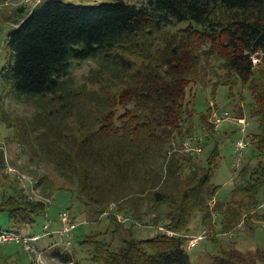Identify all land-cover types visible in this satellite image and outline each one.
Returning <instances> with one entry per match:
<instances>
[{
	"label": "trees",
	"instance_id": "1",
	"mask_svg": "<svg viewBox=\"0 0 264 264\" xmlns=\"http://www.w3.org/2000/svg\"><path fill=\"white\" fill-rule=\"evenodd\" d=\"M183 23L189 25L177 27ZM17 24L7 36L0 103L12 92L34 101L36 112L13 123L2 110L4 104L0 113L15 128L23 149L36 148L42 161L52 163L59 177L68 182L65 189H73L98 219L110 217L122 247L114 249V243L102 239V232L91 234L82 243L92 246L94 260L103 264H193L185 246L187 238L179 234L191 233L197 212L209 229L218 223V214L220 234L245 223L241 202L218 200L212 206L220 190L212 180L221 163L219 143L207 156V166L199 158L205 147L201 152H184L181 147L182 136L184 140L191 137L196 122L193 85L204 83L205 71L213 63L225 72L212 83L214 98L219 86L229 87L233 98L241 82L252 92L250 114L258 120L260 133L249 141L256 144L253 155L259 158L254 166L253 157L246 163L245 156L236 164L240 182L235 192L248 198L250 210L260 211L264 68L260 69L262 62L256 67L252 56L261 52L264 58V0H147L141 4L42 0ZM85 59H97L98 66L86 78L87 84L75 89L70 84L73 60ZM88 83L100 87L92 92ZM211 110L212 106L200 115L202 132L209 139L216 132ZM238 114L244 117L242 111ZM6 163V150L0 146V188H7L3 177L12 175ZM47 179L44 174L40 183ZM13 182L12 193L5 194L0 205L13 225L0 230L35 234L32 228L39 216L49 215L50 204L26 194L16 176ZM113 202L117 207L110 210ZM116 212L134 221L122 222ZM135 221L164 226L176 234L158 229L150 238L136 237ZM52 240L44 248L40 241L39 249L47 255L54 247V257L73 263L71 250H63ZM10 242L24 248L21 242ZM259 262L264 264V248L253 253L225 248L214 255L212 264Z\"/></svg>",
	"mask_w": 264,
	"mask_h": 264
},
{
	"label": "rangeland",
	"instance_id": "2",
	"mask_svg": "<svg viewBox=\"0 0 264 264\" xmlns=\"http://www.w3.org/2000/svg\"><path fill=\"white\" fill-rule=\"evenodd\" d=\"M75 3H85L94 4L100 2H114L118 0H72ZM127 2L141 4L147 0H124ZM37 0H0V69L6 63L8 59V46L7 36L10 31L15 28L18 24L17 21L28 15V12L35 7ZM189 23H183L178 25V28L187 27ZM176 29V26L172 27ZM261 61L258 63L260 69L264 68V58L263 54H260ZM206 61V60H205ZM258 65L256 67H258ZM98 66L97 59H85V60H73L72 72H71V82L70 84L75 87V89H82L81 86L87 84L86 78L91 74V71ZM215 66V70L213 69ZM205 71V76L203 77V82L195 83L193 85L192 98L195 99L196 94V122L194 121L193 130L191 137H186L184 140V135L182 136L183 149L185 152V141L192 140V144L198 145V140L196 137H204V146L206 151L199 154V158L202 163L207 166L208 155L211 152L213 146L219 143L222 149L221 163L212 180L215 184L220 186V190L216 196L219 201H231L233 200L241 202L240 206L244 210L245 218L243 217V225H240L238 229L232 232H226L220 234L219 220L220 216L215 215V220L217 224L210 226V236L207 239H203L195 248H187L191 256L193 264H212L214 261V255L218 254L222 250L228 248L241 249L244 252H256L258 249L264 248V190L259 194L262 206L251 209L248 207V198L239 191L235 192L237 187V182H240V178L237 173L236 163L239 162V155L236 151L237 141L242 137L241 128L238 122L234 118L235 116L240 117L238 113L241 111L244 117L248 118V139L252 137L253 134L260 133L258 127L259 122L256 118L252 117L251 103L254 102L252 92L248 86L243 82L236 86L234 97L230 96V88L227 86H219L216 98L213 97V89L211 88L212 83L218 81L222 75L225 74L224 70L219 67V64L213 63L211 67L207 68ZM259 69V71H260ZM258 71V72H259ZM217 72V73H216ZM217 74V75H216ZM220 74V75H219ZM257 74V76H259ZM74 83H73V81ZM202 83V84H201ZM203 85V86H201ZM99 85H92L88 83V87L92 88L89 91L98 90ZM100 87V86H99ZM2 87L0 84V100L2 97ZM195 93V94H194ZM82 100V99H81ZM1 102V101H0ZM31 101L23 97H17L12 92L7 93L5 101L0 103L4 104L2 110L6 112L9 118V122L13 123L19 118H31L36 112V106ZM212 106V113L210 121L215 124V135L212 139L207 138V132L203 134L202 132V121L201 114L205 113L208 108ZM1 110V109H0ZM225 113L230 116L226 121L221 123V119L225 118ZM221 123V124H220ZM8 122H5L0 113V146H2L8 156L10 162L15 165L18 169L36 176L39 180L43 178L44 174L49 177L46 181L44 180L40 183L41 191L45 196H50L52 203L49 209L48 217L46 215H41L37 218V222L33 226V230L41 232L47 218L52 219L54 224L59 225L61 223L59 217L60 212L65 209H69L79 222L80 226L74 233L73 241L74 246L71 249V253L75 256V261L73 263H66L59 258L53 256V248L49 249L48 254L44 253L45 262L49 264H103L93 259V248L90 245L82 243L89 235L102 232V239L108 242H112L113 248L119 250L122 247V239L116 236L110 225V217L104 215L101 219H98L97 214L90 207H87L81 203L76 197L75 191L70 188L65 189L68 186V182L60 178L57 170L54 168L52 163L47 161H42L40 159L41 151L36 148H25L18 143L15 137V128L9 126ZM218 126V128H217ZM220 126V127H219ZM251 141V140H250ZM256 144L250 143L246 150V159L249 162L251 157V165L254 166L258 163V158L253 154ZM181 151V152H182ZM244 158V160H245ZM245 163V164H246ZM251 166V168H252ZM4 176L3 182L7 184L6 187L0 188V205L3 201L4 195H9L12 193V186L14 185L13 177ZM64 187L63 190L58 188ZM76 187V186H74ZM114 203V202H113ZM229 203V202H228ZM227 203V204H228ZM111 206V204H110ZM212 206L215 207V199L212 202ZM219 216V217H218ZM202 213L197 212L191 221L190 232L199 233L200 229L203 228V222L201 220ZM13 223L9 218V214L6 211L0 210V227L10 229ZM158 229L155 227H143L136 225L134 227V234L136 237L150 238L155 234ZM217 240V241H216ZM54 240L49 237L44 238L40 242L41 248L49 246ZM0 264H32V259L30 255L24 250L23 246L10 242L1 243L0 242ZM258 264H262L259 262Z\"/></svg>",
	"mask_w": 264,
	"mask_h": 264
},
{
	"label": "built area",
	"instance_id": "3",
	"mask_svg": "<svg viewBox=\"0 0 264 264\" xmlns=\"http://www.w3.org/2000/svg\"><path fill=\"white\" fill-rule=\"evenodd\" d=\"M42 0H37L36 5H38ZM35 5V6H36ZM261 52H258V54L253 55L252 58L254 60V64L258 65V63L261 61L260 58ZM227 115V113H225ZM227 118H229V115H227ZM227 118L221 119V123L225 121ZM237 122H239V126L242 131V137L237 141V152L239 155V162L242 158H244V152L248 145L251 143L248 139L247 135V124H248V118L246 117H234ZM220 123V124H221ZM218 127V126H217ZM220 127V126H219ZM186 144V151H192L196 150L197 152H201L204 145V137H201L198 141V145L191 144L190 141L185 142ZM7 157V163H6V171L8 173L14 174L16 176V179H18L19 183L21 184V187L23 188L24 192L28 194L32 198L36 199H42L43 201H46L47 204L52 203V199L48 196H45L44 193L41 191L40 187V180L36 178V176L32 174H28L27 172H24L20 169H18L15 165H13L10 160L9 156L6 152ZM115 207H117V203L114 202L111 204L110 210H113ZM106 212V214H108ZM116 215L118 216L119 220L122 222H128V221H134L132 217L126 216L123 213L116 212ZM48 217V215H47ZM72 215L71 211L69 209H65L62 212H60V226L54 227V222L52 219L47 218L46 223L43 226V229L41 232H37L35 234H28V235H21L14 232L6 231V230H0V241L1 242H10V241H17L21 242L24 245V248L30 253V256L32 258V264H49L45 262L46 260L44 257V250L39 249V242L46 237H51L54 235L52 239H55V245L61 246L63 250L70 251L73 247V236H74V230L80 225L78 221H76ZM138 226L143 227H155L161 231L167 232L169 235L173 236L176 233L172 230L166 229L164 226H153V225H145L144 223H140L135 221ZM209 233L208 229H205L202 233L197 235H191V234H179L181 236H185L187 238L185 246L189 248H195L197 245L202 241L203 238L207 237Z\"/></svg>",
	"mask_w": 264,
	"mask_h": 264
},
{
	"label": "crops",
	"instance_id": "4",
	"mask_svg": "<svg viewBox=\"0 0 264 264\" xmlns=\"http://www.w3.org/2000/svg\"><path fill=\"white\" fill-rule=\"evenodd\" d=\"M237 117V116H236ZM238 118H240V117H238ZM216 124V123H215ZM238 125H239V122H238ZM218 128V127H217ZM248 148V147H247ZM247 148H246V150H247ZM246 150H245V152H244V155L246 154ZM236 151H237V144H236ZM245 157H246V155H245ZM237 164V163H236ZM218 201V198H216L215 197V203ZM203 229H209V227H206V226H204L203 228H201L200 229V231L201 232H199V233H193V232H191L190 234L191 235H197V234H200V233H202V231H203Z\"/></svg>",
	"mask_w": 264,
	"mask_h": 264
}]
</instances>
